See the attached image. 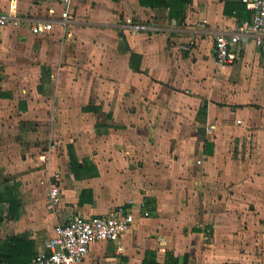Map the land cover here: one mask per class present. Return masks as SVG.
Returning a JSON list of instances; mask_svg holds the SVG:
<instances>
[{"label":"crops","instance_id":"obj_1","mask_svg":"<svg viewBox=\"0 0 264 264\" xmlns=\"http://www.w3.org/2000/svg\"><path fill=\"white\" fill-rule=\"evenodd\" d=\"M63 9L0 0V246L36 255L58 224L133 206L84 264H264V48L215 60L216 35L251 19L242 0H74L68 23Z\"/></svg>","mask_w":264,"mask_h":264},{"label":"built area","instance_id":"obj_2","mask_svg":"<svg viewBox=\"0 0 264 264\" xmlns=\"http://www.w3.org/2000/svg\"><path fill=\"white\" fill-rule=\"evenodd\" d=\"M64 9L61 13V23L73 20L74 0H54ZM251 13L249 21L239 22L232 33L216 35L214 48L215 60L219 66L227 67L235 64L239 57V45L248 39L264 48V0H242ZM4 25L5 21L0 20ZM53 22L32 28L33 33L40 34L53 29ZM60 202V187L52 183L49 189V205L51 208ZM133 205L134 202L130 201ZM141 209V205L139 207ZM145 216H149L145 213ZM134 208L119 206L111 214L103 216H76L55 227L53 236L47 241L46 248L38 252L29 264H84L91 248L99 242H119L134 223Z\"/></svg>","mask_w":264,"mask_h":264},{"label":"trees","instance_id":"obj_3","mask_svg":"<svg viewBox=\"0 0 264 264\" xmlns=\"http://www.w3.org/2000/svg\"><path fill=\"white\" fill-rule=\"evenodd\" d=\"M142 1V0H141ZM178 4V2H177ZM165 7H169L171 9V16H182V13L177 14L175 12V3L172 2L171 5L167 4V2L164 4ZM69 150H72V147H69ZM71 164L74 169V174L76 177H78V162L76 161L74 155H71ZM10 195V194H9ZM83 199L88 196V191H84ZM3 196L0 197V201H6ZM8 202L10 203V213L11 215H14L17 213V205L16 201L11 197L8 199ZM35 256L34 246L33 242L30 240H27L25 238L21 237H15L11 240V242H4L0 246V262L6 260L11 264H29L31 259ZM187 258L185 257L184 264H187ZM142 264H179V259L175 257L172 253L167 254V259L163 263L159 262L157 260V255L153 252H149L146 254V257Z\"/></svg>","mask_w":264,"mask_h":264}]
</instances>
